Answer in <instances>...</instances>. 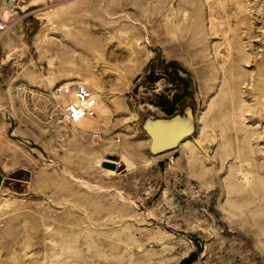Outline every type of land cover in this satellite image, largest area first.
Instances as JSON below:
<instances>
[{
  "label": "rangeland",
  "instance_id": "1",
  "mask_svg": "<svg viewBox=\"0 0 264 264\" xmlns=\"http://www.w3.org/2000/svg\"><path fill=\"white\" fill-rule=\"evenodd\" d=\"M0 180V264H264V0H22Z\"/></svg>",
  "mask_w": 264,
  "mask_h": 264
},
{
  "label": "built area",
  "instance_id": "2",
  "mask_svg": "<svg viewBox=\"0 0 264 264\" xmlns=\"http://www.w3.org/2000/svg\"><path fill=\"white\" fill-rule=\"evenodd\" d=\"M22 0H0V39L13 26L14 18L19 15ZM51 103V112L67 124L95 117L97 98L95 93L81 83H60L46 96ZM96 132L93 137H97Z\"/></svg>",
  "mask_w": 264,
  "mask_h": 264
},
{
  "label": "bare ground",
  "instance_id": "3",
  "mask_svg": "<svg viewBox=\"0 0 264 264\" xmlns=\"http://www.w3.org/2000/svg\"><path fill=\"white\" fill-rule=\"evenodd\" d=\"M238 83H240V82H238ZM95 95H96V93H95ZM96 98H97V105H96V108H98V97H97V95H96ZM102 110H104V109H102ZM237 116H238V115H237ZM242 117H244V118H245V115H244V113H243ZM87 119H89V118H86V119H84V120L80 121L79 123H81V122H83V121H85V120H87Z\"/></svg>",
  "mask_w": 264,
  "mask_h": 264
},
{
  "label": "water",
  "instance_id": "4",
  "mask_svg": "<svg viewBox=\"0 0 264 264\" xmlns=\"http://www.w3.org/2000/svg\"><path fill=\"white\" fill-rule=\"evenodd\" d=\"M1 181V180H0Z\"/></svg>",
  "mask_w": 264,
  "mask_h": 264
}]
</instances>
